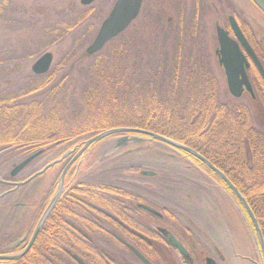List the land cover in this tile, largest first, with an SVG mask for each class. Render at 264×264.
I'll list each match as a JSON object with an SVG mask.
<instances>
[{
	"label": "trees",
	"instance_id": "obj_1",
	"mask_svg": "<svg viewBox=\"0 0 264 264\" xmlns=\"http://www.w3.org/2000/svg\"><path fill=\"white\" fill-rule=\"evenodd\" d=\"M179 9L174 41L177 46L171 58L167 55L154 61L145 51L138 50L133 39L121 42L120 35L100 54L80 56L84 64L67 76L59 73L74 59L77 46L84 39L83 35L75 37V29L80 18L92 10L87 15L41 27L40 49L36 52L59 44L68 35L72 47L46 75L31 79L22 90L30 94L50 89L42 100L23 103L19 101L20 94H0V152L14 150L26 158L62 144L82 145L83 141L114 129L147 131L193 150L223 173L246 201L264 240V133L253 128L244 107L231 102L222 104L210 70L198 59L185 56L189 34L182 25V2ZM191 29L194 31L195 25ZM3 58L0 64L11 61ZM175 151L206 170L194 157ZM108 171L83 181H75L67 174L64 190L29 252L21 259L0 264H74L72 254L84 260L87 245L69 224L75 222L83 230V213L90 209L70 206L110 205L120 197L140 201L126 189L107 182ZM216 181L226 188L220 179ZM52 196L53 191L42 207ZM241 213L250 223L242 207ZM250 227L254 235L251 223ZM19 249L0 253L13 254Z\"/></svg>",
	"mask_w": 264,
	"mask_h": 264
},
{
	"label": "rangeland",
	"instance_id": "obj_2",
	"mask_svg": "<svg viewBox=\"0 0 264 264\" xmlns=\"http://www.w3.org/2000/svg\"><path fill=\"white\" fill-rule=\"evenodd\" d=\"M79 1L0 0V5H3L0 12V59L11 58V61L0 64V94L7 92L17 97L20 94L19 101L23 103L43 99L50 89L30 94H24L22 91L31 79L38 77L31 71V67L45 52L53 55L51 68L54 67L71 49L72 39L68 35L59 44L36 52L40 49L38 41L41 27L60 19H70L75 15H87L88 11L92 10L89 11L90 15L80 18L79 26L75 29V37L84 36L82 45L77 46L74 59L69 61L61 72L59 71V76L72 75L76 68L84 64L79 60L80 56L86 55V47L93 41L116 0H95L89 6H82ZM230 1L231 9L236 14L251 22L252 18L257 20L259 34L255 31V37L264 36V17L255 6L249 0ZM196 2L198 1L184 0L185 8H182V11L184 9L182 25L189 34L184 48L185 56L201 60L202 65L210 66L206 68L211 70V75L217 82L222 104L226 102L237 104L230 101L221 71L213 57L216 46L214 29L216 12L210 7L208 12H204V16L201 13L202 18L198 15L197 20H194L196 14L192 15L191 12L192 5ZM179 3L180 0H143L139 16L121 34V42L133 39L137 47L139 46L138 50L145 51L148 58H155L154 61L167 55L171 58L177 45H174L176 32L171 33L175 26L172 27L168 19L173 18V15L177 16L172 8ZM201 8L202 6L195 11ZM194 25L195 29L192 31L191 27ZM206 59L207 64L204 63ZM245 110L250 116L253 128L264 133V109L250 106ZM123 137L124 135L113 134L95 142L79 160L73 162L66 175L70 174L75 181H83L109 170L106 173L107 182L126 189L140 199L134 200L135 202L154 203L170 210H179L185 217V224L192 222L197 234L206 236L217 245L230 264H248L242 260L238 261V257L233 259V254L234 256L247 254L254 263L263 264L262 254L258 245L256 246L258 242L256 234L253 235L250 223L246 222L241 211L236 209L239 201L235 196L236 201L229 199L230 195H226L219 182L216 186L218 190L214 191V182L203 176L202 170H198L190 160L182 158L175 148L147 136L132 133L127 134L126 138L130 139L127 143L119 145ZM80 148L79 144H62L46 153L44 151L14 179H10L9 173L25 157L14 150L0 152V181L26 182L18 188L13 187L11 193H7L9 189L0 184V252H7L14 248L13 244L17 245L31 237L48 205L42 207L44 200L52 191L54 196L57 190L59 180L57 182L56 180L60 178L57 174L62 173L68 161ZM65 155L69 157H64ZM55 160H61L60 164L32 178ZM142 172L152 173V178L142 175ZM3 244L7 247H2Z\"/></svg>",
	"mask_w": 264,
	"mask_h": 264
},
{
	"label": "flooded vegetation",
	"instance_id": "obj_3",
	"mask_svg": "<svg viewBox=\"0 0 264 264\" xmlns=\"http://www.w3.org/2000/svg\"><path fill=\"white\" fill-rule=\"evenodd\" d=\"M197 1L198 2L192 5L191 14H196V17L194 16V20H197L198 15H200V18L201 13L204 16V12H208L210 7H212V11L216 12L217 15V20L214 26L216 46L213 51V57L216 61L217 68L221 71L230 101L237 102V104L240 103V106L244 107L245 109L251 106L252 108L263 110L264 79L262 78L259 69L252 60L251 56L237 40L233 30V24L235 22L243 38L253 52V55L264 69V36L259 38V35L255 37L254 34L255 31H258L257 20L252 18L251 22L247 19H244L239 14H236L231 9L232 3L230 0ZM180 2H182V8H185L183 5L184 0H180ZM201 6L202 10L200 9L196 12V8ZM172 9L174 14H176L177 11L179 13V4ZM182 13L184 16V9ZM169 20L171 21V26H175L173 25L176 23L175 15H173V18H169L168 21ZM217 28H221L227 34L229 39L237 44V53L244 61L242 63V67L247 79L246 84H248V88L247 85L245 86V84H240V96L238 98L232 97L228 93L229 91L226 82L227 78L223 66L220 65L221 54L216 36ZM176 31L177 30L175 27L171 29V33H175ZM207 61V59L204 60V63L207 64ZM205 66L210 67L208 65ZM239 71V68H235V72L237 74ZM237 77L239 81H242L241 76ZM129 140L130 139H126L123 143H127ZM120 141H122V139ZM67 157H69V155H67ZM200 164L203 163L200 162ZM203 166L206 170L199 166L196 168L198 170H202L201 174L208 180L214 182L215 188L213 190H218L216 187L218 182L216 180L217 178L219 179V177L205 164H203ZM146 173L147 172H142V175L147 176ZM147 177L152 178V174ZM223 184L225 185L224 182ZM4 186L9 189L7 193L13 192V190H11L14 187L13 185ZM226 188L231 192V194L227 192ZM226 188L223 187L221 189L226 193V195H230V198H228L233 201L232 197L234 194L227 186ZM116 200L117 203L110 205L94 204L77 206L72 204L70 206L90 209L88 213H83V221L81 223L83 230L78 229L76 225L77 223L75 222L69 224L70 227L74 229V232L79 235V240L83 241L87 245L86 256L83 260L85 264H143L142 261L134 254L133 250L138 252L149 264H230L217 245H215L209 238L200 234L199 232L198 233L201 236L197 234V229H195V226L192 224V222H190L188 225L185 224V217L183 214H181V212H179V210H170L154 203L152 204L146 202L145 204H142L140 202L128 200L127 198L123 199L121 197L116 198ZM232 206L230 207L232 208ZM240 206L236 205V209L238 211H241L242 206ZM73 215L76 214L73 213ZM242 217L244 220H246L244 215H242ZM30 238L27 237L23 241H20L17 245L13 244L14 248H21L20 252H22L27 247ZM198 238H200L202 241H200ZM174 242L184 249V251L187 253V257L182 255L179 249L175 246ZM257 245L260 249L258 242H256V246ZM235 257H238V261L242 260L248 264H260L251 261L247 254L240 256H234L233 254V259ZM101 259L108 260L109 263L102 262L100 261ZM72 261L74 264H76L73 259Z\"/></svg>",
	"mask_w": 264,
	"mask_h": 264
},
{
	"label": "water",
	"instance_id": "obj_4",
	"mask_svg": "<svg viewBox=\"0 0 264 264\" xmlns=\"http://www.w3.org/2000/svg\"><path fill=\"white\" fill-rule=\"evenodd\" d=\"M95 0H80L79 3L82 6H89L92 4ZM252 4L264 15V0H250ZM143 0H116L107 15V17L102 21L96 36L94 37L93 41L91 44H89L86 49H85V54L86 56H93L94 54L100 52L107 43L112 41L113 39L117 38L119 35H121L127 28L131 25L133 21L136 20V18L139 16L141 7H142ZM233 30L235 33V36L237 40L242 44L246 52L251 56L252 60L255 62L256 66L259 69V72L264 79V69L261 67V65L258 63L257 59L253 55V52L251 51L249 45L243 38L241 32L239 31L237 25L233 24ZM217 36V42L220 47V54H221V59H220V65L223 66L225 75L227 78V88L229 93L232 95V97L238 98L240 96V84H245L247 85V79L245 76V73L243 71L242 63L244 62L242 57L237 53V44L229 39L227 34L221 29L217 28L216 32ZM53 63V55L50 52H45L42 54L32 65L31 71L37 75H45L48 73V71L51 68V65ZM235 68H239L238 74L235 72ZM237 76L242 77V81L238 80ZM117 133H127V134H137V135H144L148 136L152 139L161 141L163 143H166L174 148L180 149L203 164H205L210 170H212L217 176L223 180V182L227 185V187L232 191V193L236 196V198L239 200L243 208L245 209L252 225L253 228L256 232L257 240L263 255V260H264V240L261 234V231L259 229V226L257 224V221L251 212L249 206L247 205L246 201L244 198L240 195V193L237 191L235 186L225 177L223 173H221L219 170H217L214 166H212L205 158L194 152L193 150L177 143L172 140L166 139L164 137L158 136L156 134L147 132V131H142L138 129H114L110 130L107 132H104L102 134H99L87 141H85L80 148V150L75 154L73 159L68 163V165L64 168L60 175L59 179V184L56 193L54 194L53 198L51 199L50 203L48 204L46 210L44 211L38 225L36 226L32 237L26 247V249L17 255H11V256H2L0 255V261H12V260H17L19 258H22L30 249L32 246L35 238L37 237L43 223L45 222L48 214L50 213L51 209L53 206L56 204L57 200L59 199L63 187H64V177L67 173V170L69 167L75 162L86 150L89 146L94 144L95 142L113 135ZM126 137H123L122 141H120L119 145L123 144V142L126 140ZM134 140L136 138H133ZM43 151H38L23 161H21L19 164L14 166V168L10 172V177H15L17 174H19L23 169L27 167L35 158L39 157ZM62 160V159H61ZM61 160H56L45 166L39 173L34 175L32 178H35L37 176H40L43 174L46 170L49 168L53 167L57 163H59ZM152 173H146L147 176H150ZM26 183V182H25ZM25 183H17L13 184L15 188H18L19 186L25 184ZM0 184H6V185H11L10 183H6L3 181H0ZM175 246L179 249V251L182 253L184 257H187V253L184 251V249L178 245L176 242H174ZM134 254L142 261L143 264H149L138 252L134 251ZM72 259L76 264H85L79 257L76 255H72Z\"/></svg>",
	"mask_w": 264,
	"mask_h": 264
},
{
	"label": "bare ground",
	"instance_id": "obj_5",
	"mask_svg": "<svg viewBox=\"0 0 264 264\" xmlns=\"http://www.w3.org/2000/svg\"><path fill=\"white\" fill-rule=\"evenodd\" d=\"M229 93V92H228ZM229 95H231L230 93H229ZM232 96V95H231ZM148 173V172H147Z\"/></svg>",
	"mask_w": 264,
	"mask_h": 264
}]
</instances>
